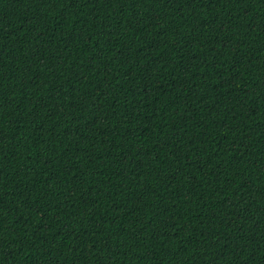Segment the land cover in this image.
<instances>
[{
  "label": "trees",
  "instance_id": "obj_1",
  "mask_svg": "<svg viewBox=\"0 0 264 264\" xmlns=\"http://www.w3.org/2000/svg\"><path fill=\"white\" fill-rule=\"evenodd\" d=\"M0 264H264V0H0Z\"/></svg>",
  "mask_w": 264,
  "mask_h": 264
}]
</instances>
